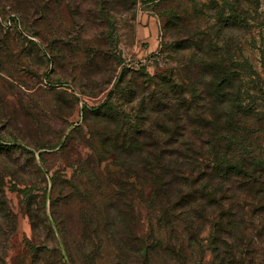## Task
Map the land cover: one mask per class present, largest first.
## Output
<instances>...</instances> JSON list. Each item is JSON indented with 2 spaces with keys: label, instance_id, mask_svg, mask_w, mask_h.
Segmentation results:
<instances>
[{
  "label": "rangeland",
  "instance_id": "rangeland-1",
  "mask_svg": "<svg viewBox=\"0 0 264 264\" xmlns=\"http://www.w3.org/2000/svg\"><path fill=\"white\" fill-rule=\"evenodd\" d=\"M119 2V11L107 18L95 1L0 0V144L18 147L0 159V209L7 204L11 216H0V264H92L81 255L99 252V242L90 236L95 229L102 232L97 219L107 220L111 212L117 220H123L122 212L127 214L131 235H137L135 179L121 173L117 160L92 139V124L85 125L84 111L107 100L115 62V76L141 67L154 76L172 66L167 55L171 46L202 39L201 34L216 40L224 28L229 40L240 38L239 50L234 47L238 61L248 68L243 74L245 102L259 115L256 119L251 113L242 139L260 145L264 154V0L248 14L244 9L249 5H242L239 17L246 24L238 32L219 24L234 15L235 0ZM236 9L242 12L240 5ZM142 33L154 36V50L151 41L143 42L147 38ZM85 88L96 96L84 95ZM68 136L74 140L63 149ZM80 163L86 169L101 163L117 176L111 181L101 178L87 188L89 196L69 198L57 212L52 178L57 173L71 178ZM113 183L124 190H114ZM24 196L35 204L33 221L20 211ZM253 219L258 226L264 215ZM15 228L12 242L17 251L4 259ZM62 234L69 237L72 258ZM209 235L207 228L203 237L208 240ZM260 243L264 251V234Z\"/></svg>",
  "mask_w": 264,
  "mask_h": 264
},
{
  "label": "trees",
  "instance_id": "trees-1",
  "mask_svg": "<svg viewBox=\"0 0 264 264\" xmlns=\"http://www.w3.org/2000/svg\"><path fill=\"white\" fill-rule=\"evenodd\" d=\"M80 1L97 2L107 18L121 5L119 0ZM235 1L242 12L231 8L234 15L219 23L230 32L246 24L239 17L242 5H249L244 9L248 14L258 2ZM221 30L216 40L201 34L202 39L171 46L167 55L174 61L172 66L154 76L143 67L124 69L115 76V62L107 100L84 111L85 125L92 124V139L117 160L124 176L134 177L138 200L136 236L131 235L130 218L123 212V220H117L113 212L105 215L107 220L96 217L102 232L95 229L90 238L99 242V252L81 255L89 263L264 264L260 243L264 220L257 226L253 219L255 214L264 215L263 148L242 139L255 115L245 102L243 74L248 68L235 53L240 38L229 40L225 29ZM88 89L83 94L95 97ZM72 140L68 136L62 148ZM17 148L0 144V159ZM101 163L95 169L80 163L71 178L60 173L53 176L55 211L60 212L69 198L89 196L87 188L101 183V178L111 181L117 176ZM113 186L124 190L122 185ZM34 207L32 198L24 196L20 211L31 221ZM7 208L6 204L0 209V216L11 218ZM207 228L208 240L203 237ZM15 231L8 236L4 259L17 251L12 242ZM62 236L72 258L69 237ZM55 258L61 260L58 254Z\"/></svg>",
  "mask_w": 264,
  "mask_h": 264
},
{
  "label": "crops",
  "instance_id": "crops-1",
  "mask_svg": "<svg viewBox=\"0 0 264 264\" xmlns=\"http://www.w3.org/2000/svg\"><path fill=\"white\" fill-rule=\"evenodd\" d=\"M149 33H148V35L146 34V35H143V33H142V38L144 37V38H147V39H145L143 42H152V44L150 45V51H152V50H154L155 49V45H154V36H153V38H148L149 37Z\"/></svg>",
  "mask_w": 264,
  "mask_h": 264
}]
</instances>
